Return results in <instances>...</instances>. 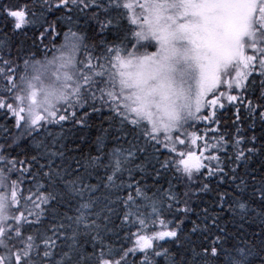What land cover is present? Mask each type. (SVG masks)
Masks as SVG:
<instances>
[{"label": "snow or ice", "instance_id": "snow-or-ice-1", "mask_svg": "<svg viewBox=\"0 0 264 264\" xmlns=\"http://www.w3.org/2000/svg\"><path fill=\"white\" fill-rule=\"evenodd\" d=\"M0 17V264H264V0Z\"/></svg>", "mask_w": 264, "mask_h": 264}, {"label": "trees", "instance_id": "trees-1", "mask_svg": "<svg viewBox=\"0 0 264 264\" xmlns=\"http://www.w3.org/2000/svg\"><path fill=\"white\" fill-rule=\"evenodd\" d=\"M17 2H19L20 4H23L25 2V0H5V3H8V4H15ZM5 23H6L5 20L2 17H0V31H3L5 29ZM28 34H29V36L32 35L31 30H29ZM29 43H30V41H29ZM231 111H232L231 109H228V110H225V111H221L219 113L220 118L222 120V123L225 122V121H230V119H231ZM68 127H69V125H65V128H68ZM201 127L203 128V126H201ZM52 131L55 134V132L59 131V129L58 128H54V129H52ZM257 131H259V128H257ZM91 134L94 136L96 134L95 130H91ZM258 230H259V228L256 225H253L251 228H249V232L258 231Z\"/></svg>", "mask_w": 264, "mask_h": 264}]
</instances>
